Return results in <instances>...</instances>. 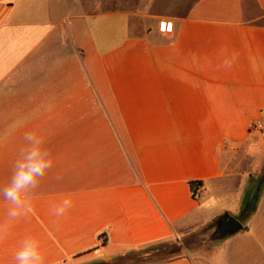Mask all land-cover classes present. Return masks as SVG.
Instances as JSON below:
<instances>
[{"label":"crops","instance_id":"obj_1","mask_svg":"<svg viewBox=\"0 0 264 264\" xmlns=\"http://www.w3.org/2000/svg\"><path fill=\"white\" fill-rule=\"evenodd\" d=\"M16 120L55 164L0 264L26 236L46 264H92L226 216L247 224L203 264H264V176L247 171L264 167V0H0V130ZM21 144L0 145V184Z\"/></svg>","mask_w":264,"mask_h":264},{"label":"clouds","instance_id":"obj_2","mask_svg":"<svg viewBox=\"0 0 264 264\" xmlns=\"http://www.w3.org/2000/svg\"><path fill=\"white\" fill-rule=\"evenodd\" d=\"M25 121L16 120L0 130V145L20 133L22 140L7 182L0 184V203L4 205V217L0 219V243L9 236L11 229L33 211V201L41 182L54 167L55 161L47 145V139L37 130L21 129ZM72 207V199L65 196L52 208V214L61 217ZM14 264H46L41 241L26 236L13 255Z\"/></svg>","mask_w":264,"mask_h":264},{"label":"rangeland","instance_id":"obj_3","mask_svg":"<svg viewBox=\"0 0 264 264\" xmlns=\"http://www.w3.org/2000/svg\"><path fill=\"white\" fill-rule=\"evenodd\" d=\"M147 28H149V25H134L135 33L140 32L141 29L144 30ZM260 130V133L258 132L257 134H255V137H261V135L264 133V126ZM255 157L256 159H258V157L261 158L262 151L259 150ZM247 171L248 173H252L254 175L253 178L264 176L263 166L259 169V171L253 168V166L248 168ZM262 188H264V185L262 186ZM214 218L216 217L214 216ZM221 218L222 217H218L212 221L203 220V222L197 224L193 229L188 231L189 233L187 232L185 235H180L179 238H176V240L178 239L179 242H183L186 244V248L184 249V254L186 257L191 258L197 264H203L204 260L210 259L213 254L218 252V243L222 242L225 239H228V236L220 237L218 234V222ZM242 222L244 225L247 224L245 220Z\"/></svg>","mask_w":264,"mask_h":264},{"label":"trees","instance_id":"obj_4","mask_svg":"<svg viewBox=\"0 0 264 264\" xmlns=\"http://www.w3.org/2000/svg\"><path fill=\"white\" fill-rule=\"evenodd\" d=\"M193 196L203 186L201 181L190 183ZM186 244L178 239H171L151 243L140 247L131 254L112 261H103L92 264H166L178 259L188 258L184 254Z\"/></svg>","mask_w":264,"mask_h":264},{"label":"water","instance_id":"obj_5","mask_svg":"<svg viewBox=\"0 0 264 264\" xmlns=\"http://www.w3.org/2000/svg\"><path fill=\"white\" fill-rule=\"evenodd\" d=\"M243 228V223L236 217L226 216L218 222V234L220 237L235 234Z\"/></svg>","mask_w":264,"mask_h":264},{"label":"built area","instance_id":"obj_6","mask_svg":"<svg viewBox=\"0 0 264 264\" xmlns=\"http://www.w3.org/2000/svg\"><path fill=\"white\" fill-rule=\"evenodd\" d=\"M163 29L168 33L172 32V30H173L172 22H164ZM262 128H263V126L260 124L259 126L252 127V130L255 131V130H260ZM203 193H204V187L202 186L195 193V196H196L195 198H200L203 195ZM101 240H102V242H105V238L103 236L101 237Z\"/></svg>","mask_w":264,"mask_h":264}]
</instances>
